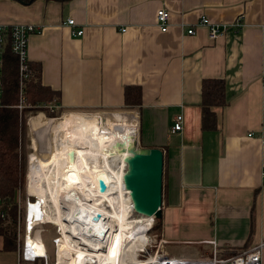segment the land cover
Returning <instances> with one entry per match:
<instances>
[{
  "label": "crops",
  "instance_id": "obj_1",
  "mask_svg": "<svg viewBox=\"0 0 264 264\" xmlns=\"http://www.w3.org/2000/svg\"><path fill=\"white\" fill-rule=\"evenodd\" d=\"M202 17L226 25L224 35L210 40L196 27ZM17 24L38 29L28 37L32 80L37 73L62 111H122L126 88H140L135 117L117 124L140 148L163 153L158 239L169 256L207 257L215 241L225 258L264 243V0H0V25ZM208 80L224 82L228 104L203 129ZM177 116L182 131L172 133ZM1 216L0 206V264H28L24 234ZM260 256L264 264V246Z\"/></svg>",
  "mask_w": 264,
  "mask_h": 264
},
{
  "label": "bare ground",
  "instance_id": "obj_2",
  "mask_svg": "<svg viewBox=\"0 0 264 264\" xmlns=\"http://www.w3.org/2000/svg\"><path fill=\"white\" fill-rule=\"evenodd\" d=\"M105 120L106 115L70 113L56 125L49 119L32 122L29 188L36 201L29 203L25 223L26 240L32 247L29 257L47 258L36 227L52 224L60 235L56 264H146L142 262L152 260H140L138 254L147 245L154 219H132L129 193L122 183L125 159L138 141L133 135L121 136L118 142L105 136L101 129Z\"/></svg>",
  "mask_w": 264,
  "mask_h": 264
},
{
  "label": "trees",
  "instance_id": "obj_3",
  "mask_svg": "<svg viewBox=\"0 0 264 264\" xmlns=\"http://www.w3.org/2000/svg\"><path fill=\"white\" fill-rule=\"evenodd\" d=\"M29 3L34 0H22ZM66 1V0H54ZM38 74L26 86L27 101L35 103L37 100L48 99V91L41 88L36 81ZM4 97L0 108V206L1 214L16 224L18 216V194L25 190L27 174V120L24 113L13 108L18 103L17 66L15 58L7 52L3 69ZM140 88L130 87L125 90V105L132 109L140 104ZM16 103V104H15ZM228 104L225 85L221 80H208L202 84V127L210 129L216 127L214 111L223 109ZM125 120V119H121ZM158 220V231L160 230ZM155 228V230L157 229ZM14 230V227H13ZM15 236V235H14ZM7 240V238H6ZM8 241H10L8 239ZM11 243V242H10ZM6 248L12 247L6 241ZM15 246H13L14 248ZM12 249V248H11Z\"/></svg>",
  "mask_w": 264,
  "mask_h": 264
},
{
  "label": "built area",
  "instance_id": "obj_4",
  "mask_svg": "<svg viewBox=\"0 0 264 264\" xmlns=\"http://www.w3.org/2000/svg\"><path fill=\"white\" fill-rule=\"evenodd\" d=\"M169 13L161 9L157 11L155 20L160 32L165 33L169 27ZM66 26L73 28L75 27V22L73 20H67ZM239 26V24H236ZM196 27H204L208 31L209 39L212 41L217 40L222 37L227 29L226 25H219L211 22L208 18L202 17L196 24ZM38 29L34 28L32 25L28 24H17L11 26L0 25V108L5 107L3 105L4 97V81H3V69L5 63V55L9 52L16 61L17 66V81H18V103L13 108L22 112L26 109L27 98H26V86L32 80L34 73L30 66L28 58V37L30 34L37 32ZM124 31V30H123ZM187 35H194L195 29L190 28L187 30ZM82 30H72V35L74 37L82 36ZM59 108V107H58ZM29 120V119H28ZM182 116H177L174 120L173 127L171 128L172 133H179L182 131ZM28 125V122H27ZM2 218L4 215L2 214ZM152 226L150 227V229ZM29 230H24V240L22 245L21 260L27 263H33L41 258L29 257L28 253L31 251L30 245L27 243V237L29 235ZM33 233H31L32 235ZM33 236V235H32ZM96 239L98 237L96 236ZM95 239V240H96ZM57 239L53 240V244H57ZM98 241V240H97ZM165 242L161 239L158 241V245L155 246L153 253L144 248L142 252H139L138 258L140 260H147L151 257L152 260H147L142 263L146 264H261V249L264 243L255 246L247 252L231 256V257H221L220 251L217 243L215 241L209 242L212 246L211 254L207 257H202L199 259H181L169 256L164 251ZM104 249V248H103ZM92 250V248H89Z\"/></svg>",
  "mask_w": 264,
  "mask_h": 264
},
{
  "label": "rangeland",
  "instance_id": "obj_5",
  "mask_svg": "<svg viewBox=\"0 0 264 264\" xmlns=\"http://www.w3.org/2000/svg\"><path fill=\"white\" fill-rule=\"evenodd\" d=\"M16 104V103H15ZM26 112L24 115L26 116V122H28V119H30L29 124L27 125V139H28V156H27V174H26V179H25V190L22 193V195L18 194L17 197V204H18V216H17V221L16 224H11L12 227H14V231L17 234V238L23 239V234L25 230V223L27 219V209L28 205L30 202H35L36 199L31 197L30 194V183H29V168H30V157L31 154L33 153L32 150V131H31V124L35 119H49V120H54L55 125L58 124L63 117L70 113L74 112H69V111H62L60 108H58L57 104L55 103V100H50L48 99H41L37 100L34 104L31 103L30 101L26 102ZM134 109H125L122 111L118 112H104V111H97V112H88V113H79V114H85V115H106V120H105V127L103 126L102 123V132L105 136H112L114 138L115 142H118L121 134H123L122 130L124 129L122 124H117V123H128V120L126 119H131L134 118L135 115ZM111 113H131L126 116H119V115H110ZM120 118V120H115ZM125 119V120H121ZM57 120V121H56ZM31 122V123H30ZM104 130V131H103ZM139 147V146H138ZM76 158L74 156L71 158V162H75ZM67 165H70V162H68ZM130 216L132 219H139V215L134 213L133 209L132 212L130 213ZM6 218V217H5ZM8 221H11L9 218H6ZM158 220L154 219V223L152 228L147 231V245L146 249L149 251V253H153L155 250V246L158 245L159 241V231H158ZM155 228H157L155 230ZM36 231H38V234L40 235V238L43 241V244L46 247L47 250V258L46 259H40L36 260L33 263H28V264H56V246L53 244V240L60 238L59 235V229L56 228V226L52 224H45V225H40L36 227ZM35 233V232H34ZM26 264V263H22Z\"/></svg>",
  "mask_w": 264,
  "mask_h": 264
},
{
  "label": "water",
  "instance_id": "obj_6",
  "mask_svg": "<svg viewBox=\"0 0 264 264\" xmlns=\"http://www.w3.org/2000/svg\"><path fill=\"white\" fill-rule=\"evenodd\" d=\"M125 159L122 177L132 209L139 216L162 217L163 153L160 149H142L136 142Z\"/></svg>",
  "mask_w": 264,
  "mask_h": 264
}]
</instances>
